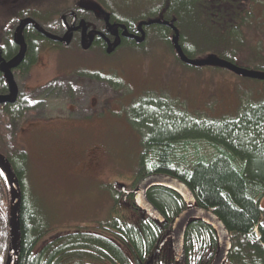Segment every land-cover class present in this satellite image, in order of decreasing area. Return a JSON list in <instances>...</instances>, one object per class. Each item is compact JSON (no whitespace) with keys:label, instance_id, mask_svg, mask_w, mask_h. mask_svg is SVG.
I'll use <instances>...</instances> for the list:
<instances>
[{"label":"trees","instance_id":"1","mask_svg":"<svg viewBox=\"0 0 264 264\" xmlns=\"http://www.w3.org/2000/svg\"><path fill=\"white\" fill-rule=\"evenodd\" d=\"M14 1L2 0L1 3L8 10L16 8ZM75 6L92 13L94 10L98 16L103 14L106 18L102 26L94 29L87 16L82 21L86 24L84 33L78 39L81 46L86 43L87 49L97 47L104 55H113L121 47H132L148 56L151 47L158 43L160 48L168 49L183 68L199 71L200 74L204 69L232 72L225 68L198 67L182 62L173 44L174 38H177L179 46L190 59L218 56L237 66L264 72V54L250 46L246 31L252 25L249 20L256 14V7L260 6L258 10L262 11L264 20V0H95L94 3L92 0H80ZM10 13L16 22L20 17L22 20L19 22H33L29 20L31 17H23L31 13L24 15L27 13H14V10ZM38 32L54 40L60 38L43 28ZM158 32L162 33L159 37ZM191 33L198 38L193 40ZM2 34L0 44L4 41L5 44L0 45V111L6 113L16 132L22 127L31 104L27 95L20 94L14 69L23 65L16 75L25 73L24 68L37 61V48H52L49 43L35 41L43 36L34 32H30L27 38L29 48L28 44L22 48L13 41L11 29ZM114 40L117 43L112 45ZM152 41L153 45L150 44ZM69 44L64 40L60 48ZM6 67H10V81ZM91 74L117 86L110 75L98 70ZM235 75L251 79L261 86L264 84V79ZM11 81L17 90L15 92L10 89ZM261 89L258 98L245 108L240 109L241 102L235 116H224L219 120L212 118L214 120L207 121L202 117L190 118L189 122L172 121L174 119L166 115L165 121H161L164 117L160 112L150 109L159 107L157 104H139L134 115L136 123L141 121L149 131L142 136L143 152L134 186H111L118 207L113 218L98 224L93 230L78 229L55 236L39 247L49 225L44 219L36 217L35 207L23 194L19 264H210L218 249L217 234L212 227L199 220L191 221L186 231L184 256L181 261L176 260L170 233L173 221L186 208L180 196L160 187L149 191L148 198L164 216L163 222L144 213L137 205L135 194L131 191L150 174L181 179L192 190L198 205L214 210L225 223L233 242L225 264H264V86ZM163 100L167 98L159 101L164 107ZM202 142L210 143L212 151L206 152ZM21 151L16 153L23 154V168L20 165L15 170L23 190L28 154ZM8 157L11 160L14 156ZM5 186L6 178L0 170V190ZM7 190L6 187L8 193ZM6 200L5 196L0 201V210L3 209L1 219L9 224L10 204H7V211ZM7 237L0 235V264H6Z\"/></svg>","mask_w":264,"mask_h":264},{"label":"rangeland","instance_id":"2","mask_svg":"<svg viewBox=\"0 0 264 264\" xmlns=\"http://www.w3.org/2000/svg\"><path fill=\"white\" fill-rule=\"evenodd\" d=\"M79 2L25 0L15 10L31 13L48 32L54 26L58 30L63 26L59 19L65 18L67 8L71 14L88 16L94 29L100 27V22L101 26L104 24L103 14L74 9ZM259 8L254 9L256 14L249 20L252 25L246 29L247 41L256 52L260 49L264 54V20ZM10 11L0 4V38L3 31L18 24ZM161 34L158 32L157 36ZM71 35L73 32L58 34L71 40L69 46L52 45V49L42 50L30 75L18 83L21 93H27L31 102L18 134L6 113L0 111V153L14 156L10 161L16 168L23 159V154L16 152L21 149L28 154L23 194L35 207L36 217L49 225L39 247L55 236L78 229L93 230L113 218L118 207L111 186H134L143 152L142 136L149 131L141 121L136 123L134 115L139 104H157L159 107L150 109L160 112L164 117L161 121H165L166 115L172 121L202 117L207 121L219 120L235 116L241 102L240 109L245 108L258 98L264 86L237 78L230 71L204 69L200 74L183 68L168 49L160 48L158 43L153 45L158 39L150 42L153 46L148 56L132 47L104 55L97 47L87 49L86 43L77 44L78 34L74 38ZM191 37L198 38L195 33ZM114 41L112 45L117 43ZM97 70L109 74L117 86L106 79L89 78L88 74ZM164 98L167 100H163V107L159 101ZM201 145L206 152L212 151L210 143ZM0 191V201L7 197V208V182ZM1 211L0 235L6 237L8 224L1 219Z\"/></svg>","mask_w":264,"mask_h":264},{"label":"water","instance_id":"3","mask_svg":"<svg viewBox=\"0 0 264 264\" xmlns=\"http://www.w3.org/2000/svg\"><path fill=\"white\" fill-rule=\"evenodd\" d=\"M65 43H68L69 40L65 38ZM174 48L177 51L179 59L182 62L188 63L192 66L204 67V66H213L229 69L238 76L243 77H253L258 79H264L263 71H255L241 66H237L229 60H225L218 56H209L205 59H190L186 56L184 50L179 46L178 39L174 38L173 40ZM6 67V74L8 80L12 79V74L9 69ZM10 72V73H9ZM11 75V76H9ZM12 82V81H11ZM17 91L14 88L13 82L11 83L10 89ZM2 100H0V103ZM0 170L6 178L7 186L9 187V197H10V212H9V224H8V246H7V256L5 263L6 264H19V259L21 255V246H22V229H21V212L23 204V190L20 185V177L15 170V166L12 165L10 159L5 155L0 153ZM124 188V186H122ZM164 188L166 190H171L180 196L183 201L186 203V208L181 211V213L173 221L171 229V245L176 256L177 261H181L184 256L185 248V237L186 231L191 224L192 220H199L204 222L208 226L212 227L217 234V243L218 249L214 260L210 264H225L230 251L233 247V242L231 240V232L226 227L225 223L221 221L218 215L214 210H209L204 207H200L195 199V196L188 188V186L181 180L176 179L170 175L163 174H150L145 176L140 180L139 184L135 190L131 191L135 194V202L140 207L144 213H148L157 221L163 222L164 216L160 211L155 207V205L150 202L148 198V193L151 189L154 188Z\"/></svg>","mask_w":264,"mask_h":264},{"label":"flooded vegetation","instance_id":"4","mask_svg":"<svg viewBox=\"0 0 264 264\" xmlns=\"http://www.w3.org/2000/svg\"><path fill=\"white\" fill-rule=\"evenodd\" d=\"M23 1H25V0H15L14 2H13V4H15V5H17L18 6V4L20 3V4H22V2ZM16 6V7H17ZM74 9H76V10H78V7H76V6H74L73 7ZM73 8H70V9H73ZM69 8H67V9H65L66 11H67V13H66V15H64L65 16V18H63L62 17V19H59V22L61 23L62 21H63V28L62 27H60V29L58 30V29H56L55 28V26L54 27H52V29L49 31V32H51V33H55V34H59V35H62L63 36V34H66V33H69V32H73V37L72 38H74V36H76L77 34H78V36L80 37L83 33H84V28L86 27V24H84V22H82V21H84L85 20V18L86 17H80L79 16V14L78 13H76V12H73L72 14H71V12L68 10ZM84 9V8H83ZM9 10H14V13H16V10H15V8H11V9H9ZM19 11H21V10H19ZM23 12V11H22ZM23 14H24V12H23ZM25 15H28V14H25ZM23 17H31V18H29V20H32L33 22H30V23H28V24H25V23H22V22H19V21H21L22 20V18L20 17L19 18V20H17V22L16 23H18L17 25H15L13 28H11V31H12V35H13V41L14 42H16V43H18L19 45H21L22 46V48H24L25 46H27V44H28V48H29V41H28V36H29V34H30V32H34L36 35H42L43 37L41 38V39H39L38 37H37V39L35 40V41H42V42H44V44H50V46H52V45H54L55 47H58V48H60L61 47V45H62V43H63V41L62 40H60V39H62L61 37L60 38H58L57 39V37H55L57 40H54V39H52V37L50 38V37H46L45 36V34L44 33H40V32H38V30L40 31L41 29H42V27L40 28L39 26H37V25H39V23L37 22V19L36 18H34V15H28V16H23ZM71 17V19H69ZM84 24V25H83ZM100 26H101V22H100ZM38 29V30H37ZM88 30V29H87ZM6 31V30H5ZM4 31V32H5ZM24 35V36H23ZM48 36H50V35H48ZM23 37H25V38H23ZM59 40V41H58ZM4 41V40H3ZM59 42H62V43H59ZM79 42V41H78ZM4 44H5V41L4 42H2L0 45H3L4 46ZM35 45L36 44H38V43H34ZM77 44H79V45H81L80 44V42L79 43H77ZM43 48V47H42ZM28 50V49H27ZM37 51H38V58H37V61L34 63V64H32V65H30L29 67H27V68H24L26 71H25V73H18V75H16V72H18L19 70H21V68L23 67V65H21V68L20 69H14V71L16 70V72H14V77H15V79H16V81H17V83H19V82H22V80H24L25 79V77L26 76H28V75H30V72L32 71V68H34L35 66L34 65H36L39 61V58L41 57V52H42V50L40 49V48H37L36 49ZM41 50V52L39 53V51ZM89 52V51H88ZM93 52V51H92ZM94 73V72H93ZM78 75L79 76H81L82 75V73L81 72H78ZM107 75V74H106ZM109 75V74H108ZM88 76H89V78H94V79H96L94 76H92V74H88ZM98 80V79H97ZM26 82V81H25ZM24 82V87H25V85H26V83ZM27 89V88H26ZM23 93V92H22ZM21 93V91H20V94H22ZM25 94V93H24ZM27 94V93H26ZM25 94V95H26ZM28 99H29V96H28ZM31 103V102H30ZM2 109V108H1ZM26 120V119H25ZM25 122V121H24ZM24 124L25 123H23V125H22V127L24 126ZM20 129H21V127L18 129V130H16L17 131V133L16 134H18L19 133V131H20Z\"/></svg>","mask_w":264,"mask_h":264}]
</instances>
